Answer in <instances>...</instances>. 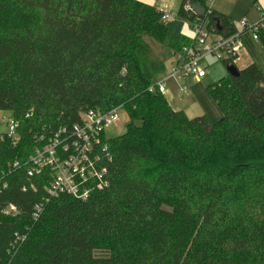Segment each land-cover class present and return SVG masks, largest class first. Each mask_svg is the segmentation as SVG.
I'll list each match as a JSON object with an SVG mask.
<instances>
[{"label": "trees", "instance_id": "1", "mask_svg": "<svg viewBox=\"0 0 264 264\" xmlns=\"http://www.w3.org/2000/svg\"><path fill=\"white\" fill-rule=\"evenodd\" d=\"M207 1L177 17L235 32ZM169 26L138 0H0V111L20 135L0 136V264H264V72L209 86L223 117L190 119L150 91L166 73L152 44L186 42ZM118 107L130 123L107 142L109 186L49 199L50 173L27 175L36 135Z\"/></svg>", "mask_w": 264, "mask_h": 264}, {"label": "built area", "instance_id": "2", "mask_svg": "<svg viewBox=\"0 0 264 264\" xmlns=\"http://www.w3.org/2000/svg\"><path fill=\"white\" fill-rule=\"evenodd\" d=\"M209 1H207L208 6ZM185 10L192 11L191 5H187ZM170 18V14L164 11L163 20ZM190 24L194 40L180 45L179 50L172 56L168 77L162 76L150 91H158L165 95L168 93L165 85L170 79L178 83L189 78L202 80L207 73L206 68L200 64L207 57L237 66L238 59L247 44L258 42L259 32L264 29V15L261 16L260 22L253 25L243 19L236 27V31L229 35L212 32L208 22L198 21ZM178 89L180 93H185L187 90L184 85H180ZM122 110V107H118L108 113L90 111L82 115V121L78 124L36 135L40 147L26 164L28 177L33 179L45 172L50 173L51 179L46 187L49 199L65 196L86 201L94 193L106 189L109 186L106 163L112 158L105 131L118 121ZM2 124L7 125L9 131L0 133V136L6 134L13 144L17 145L20 142L18 122L10 117L9 121L4 118ZM13 167H19V163H14ZM29 188L35 190L34 185L26 186L23 190L27 191ZM36 209L37 217L42 208L37 206ZM7 211L16 213L13 206Z\"/></svg>", "mask_w": 264, "mask_h": 264}, {"label": "rangeland", "instance_id": "3", "mask_svg": "<svg viewBox=\"0 0 264 264\" xmlns=\"http://www.w3.org/2000/svg\"><path fill=\"white\" fill-rule=\"evenodd\" d=\"M164 11H170V19L166 20L169 23V39L184 40L191 42L194 40V35L190 29L191 24L188 21L182 20L177 17L178 10L182 0H165ZM210 0L209 6L212 10H217L228 15L233 24L237 27L243 19H246L250 24L260 22V7L264 9V0ZM152 50L158 62L155 66L164 64L166 73L163 74L168 77L172 64V55L164 47L158 44H152ZM253 62L258 63L264 72V47L258 42H249L241 53L237 67L239 69L249 66ZM206 68V77L202 80H195L189 78L181 82L175 80H168L166 82V89L168 93L165 97L169 101L172 108L184 111L190 119H195L202 116H207L211 123L218 122L222 117L217 104L211 97L208 87L219 82L221 79L229 76L227 66L222 61H218L213 57H207L201 64ZM180 85L186 86V92L180 93L178 87ZM10 120L8 112L0 111V133H8L7 125L2 124L3 119ZM130 123L129 115L126 111L122 110L119 113L118 121L114 122L105 131L107 140H111L122 136L126 133L127 127Z\"/></svg>", "mask_w": 264, "mask_h": 264}, {"label": "water", "instance_id": "4", "mask_svg": "<svg viewBox=\"0 0 264 264\" xmlns=\"http://www.w3.org/2000/svg\"><path fill=\"white\" fill-rule=\"evenodd\" d=\"M191 10L200 16L204 15L205 11H206V9L204 7H202L198 4H192ZM227 71H228L229 75L232 77H238L239 76V69L233 63L227 64Z\"/></svg>", "mask_w": 264, "mask_h": 264}, {"label": "crops", "instance_id": "5", "mask_svg": "<svg viewBox=\"0 0 264 264\" xmlns=\"http://www.w3.org/2000/svg\"><path fill=\"white\" fill-rule=\"evenodd\" d=\"M138 1H141V2H144V3H146V4H149V5H152V6H154L156 9H158V10H160V11H162V12H164V3L166 2L165 0H138ZM175 1H177V0H175ZM183 1V0H182ZM182 1H181V4H182ZM259 2V1H258ZM180 7H181V5H180ZM180 9V8H179ZM169 14H170V11L167 9L166 10ZM214 11H217V10H214ZM260 17L262 16V15H264V9L263 8H261L260 7ZM178 12H179V10H178ZM217 12H219V11H217ZM219 13H222V12H219ZM222 14H224V13H222ZM224 15H226V14H224ZM226 16H228V15H226ZM229 17V16H228ZM173 56V55H172ZM174 109V108H173ZM176 110V109H175Z\"/></svg>", "mask_w": 264, "mask_h": 264}]
</instances>
